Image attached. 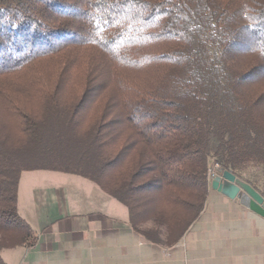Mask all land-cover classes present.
I'll return each instance as SVG.
<instances>
[{
    "label": "trees",
    "instance_id": "trees-1",
    "mask_svg": "<svg viewBox=\"0 0 264 264\" xmlns=\"http://www.w3.org/2000/svg\"><path fill=\"white\" fill-rule=\"evenodd\" d=\"M212 163L264 196V0H0V264L37 240L24 172L95 182L173 247Z\"/></svg>",
    "mask_w": 264,
    "mask_h": 264
},
{
    "label": "crops",
    "instance_id": "crops-1",
    "mask_svg": "<svg viewBox=\"0 0 264 264\" xmlns=\"http://www.w3.org/2000/svg\"><path fill=\"white\" fill-rule=\"evenodd\" d=\"M18 213L37 240L2 250L6 264H264V218L212 188L204 212L173 247L145 240L124 204L72 173L24 172Z\"/></svg>",
    "mask_w": 264,
    "mask_h": 264
},
{
    "label": "water",
    "instance_id": "water-1",
    "mask_svg": "<svg viewBox=\"0 0 264 264\" xmlns=\"http://www.w3.org/2000/svg\"><path fill=\"white\" fill-rule=\"evenodd\" d=\"M212 189L231 200L239 199L241 205L264 218V196L233 173L223 172L212 182Z\"/></svg>",
    "mask_w": 264,
    "mask_h": 264
},
{
    "label": "rangeland",
    "instance_id": "rangeland-1",
    "mask_svg": "<svg viewBox=\"0 0 264 264\" xmlns=\"http://www.w3.org/2000/svg\"><path fill=\"white\" fill-rule=\"evenodd\" d=\"M244 176L257 184L261 189H264V170L261 168L251 166L244 172Z\"/></svg>",
    "mask_w": 264,
    "mask_h": 264
},
{
    "label": "built area",
    "instance_id": "built-area-1",
    "mask_svg": "<svg viewBox=\"0 0 264 264\" xmlns=\"http://www.w3.org/2000/svg\"><path fill=\"white\" fill-rule=\"evenodd\" d=\"M217 172H222L220 171V166L218 164L212 163L210 165L209 173H208V181L212 176H216Z\"/></svg>",
    "mask_w": 264,
    "mask_h": 264
},
{
    "label": "bare ground",
    "instance_id": "bare-ground-1",
    "mask_svg": "<svg viewBox=\"0 0 264 264\" xmlns=\"http://www.w3.org/2000/svg\"><path fill=\"white\" fill-rule=\"evenodd\" d=\"M219 176H220V175H219ZM217 177H218V175H216V176H212V178H210V181H211V182L214 181Z\"/></svg>",
    "mask_w": 264,
    "mask_h": 264
},
{
    "label": "flooded vegetation",
    "instance_id": "flooded-vegetation-1",
    "mask_svg": "<svg viewBox=\"0 0 264 264\" xmlns=\"http://www.w3.org/2000/svg\"><path fill=\"white\" fill-rule=\"evenodd\" d=\"M213 182V181H212Z\"/></svg>",
    "mask_w": 264,
    "mask_h": 264
}]
</instances>
